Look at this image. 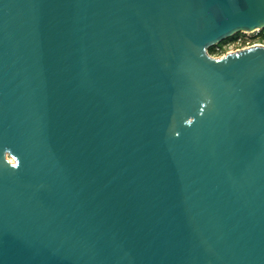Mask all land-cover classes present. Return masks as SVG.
Segmentation results:
<instances>
[{
    "label": "water",
    "instance_id": "water-1",
    "mask_svg": "<svg viewBox=\"0 0 264 264\" xmlns=\"http://www.w3.org/2000/svg\"><path fill=\"white\" fill-rule=\"evenodd\" d=\"M264 0H0V264H264Z\"/></svg>",
    "mask_w": 264,
    "mask_h": 264
},
{
    "label": "rangeland",
    "instance_id": "rangeland-1",
    "mask_svg": "<svg viewBox=\"0 0 264 264\" xmlns=\"http://www.w3.org/2000/svg\"><path fill=\"white\" fill-rule=\"evenodd\" d=\"M245 34H251V33H245ZM245 34L238 35L237 37L241 36L243 38H246L247 40H251L254 43L263 44L262 43L263 41L260 39V37H259L258 34H252V35H245ZM232 40L233 39L227 40V41L223 42L222 43V46L221 47H218L216 49V52H217L216 54H211L209 52V50H208V54L210 55V57H212V58H223L228 53L236 52V49L233 47V43H232L233 41Z\"/></svg>",
    "mask_w": 264,
    "mask_h": 264
},
{
    "label": "built area",
    "instance_id": "built-area-1",
    "mask_svg": "<svg viewBox=\"0 0 264 264\" xmlns=\"http://www.w3.org/2000/svg\"><path fill=\"white\" fill-rule=\"evenodd\" d=\"M261 31L257 30L256 32L254 33H251V34H245V35H252V34H258L260 35ZM233 47L236 49V52L237 51H240V50H244V49H247V48H252V47H255V46H263L264 47V43L263 44H260V43H254L252 42L251 40H247L246 38H243L241 36L239 37H236L234 40H233ZM233 53V52H231Z\"/></svg>",
    "mask_w": 264,
    "mask_h": 264
},
{
    "label": "trees",
    "instance_id": "trees-1",
    "mask_svg": "<svg viewBox=\"0 0 264 264\" xmlns=\"http://www.w3.org/2000/svg\"><path fill=\"white\" fill-rule=\"evenodd\" d=\"M259 37H260V39H261V40L263 41V43H264V30L261 31ZM233 40H234V39H233ZM233 40H232V41H233ZM221 46H222V44H220V45L217 46V47L211 48V49H209V52H210L211 54H216V53H217V52H216V49H217L218 47H221Z\"/></svg>",
    "mask_w": 264,
    "mask_h": 264
}]
</instances>
